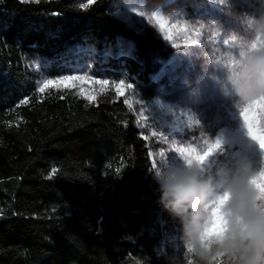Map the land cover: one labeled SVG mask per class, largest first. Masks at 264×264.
Here are the masks:
<instances>
[{
  "label": "trees",
  "instance_id": "obj_1",
  "mask_svg": "<svg viewBox=\"0 0 264 264\" xmlns=\"http://www.w3.org/2000/svg\"><path fill=\"white\" fill-rule=\"evenodd\" d=\"M110 1L0 0V264H187L131 99L111 86L92 102L40 91L29 65L81 46L108 61L100 76L151 99L149 42Z\"/></svg>",
  "mask_w": 264,
  "mask_h": 264
},
{
  "label": "rangeland",
  "instance_id": "obj_2",
  "mask_svg": "<svg viewBox=\"0 0 264 264\" xmlns=\"http://www.w3.org/2000/svg\"><path fill=\"white\" fill-rule=\"evenodd\" d=\"M28 1L32 0H25ZM126 2L127 0H111L112 16ZM84 3L87 0H78L79 6ZM147 4L144 9L146 14L157 11L170 24L178 25L172 40L165 38L155 21H148L145 17L136 19L144 21L147 31L141 33L130 28L149 42L146 61L149 67L148 80H152L153 97L146 100L143 97L144 91L132 85L128 87L125 82L124 88L126 96L131 99L137 119L147 133L152 161L153 158L157 161L162 152L164 156L180 160L182 157L178 149L181 147L199 145V150H203L204 140L214 139V134L226 137L229 152L238 145L242 154H254L247 148L239 130L241 118L234 107L235 100L221 91L220 84L231 57L238 53V46L252 42L257 35L264 39V31H257V20L264 14V4L261 0H230L225 6H213L204 0H147ZM185 27L187 31H179ZM225 39L229 40L228 45L223 44ZM119 45L131 44L119 41ZM179 57L183 59L175 73L158 80L153 79L165 64ZM97 61L98 58L92 52L76 56L68 50L52 59L30 58L29 65L41 74L39 89L70 88L92 102L105 87L116 89L119 84L99 75L97 70H103L108 61L104 59L102 64ZM66 76H78L82 79L74 80L68 86L54 84L44 87L47 80L55 81ZM173 76L176 78L173 79ZM99 80H108L109 83H95ZM198 83H207L208 87L204 91L211 99L189 109L185 106V100L194 97ZM90 96H95V99L89 100ZM158 101L164 104V108L157 107ZM196 120L199 123H195ZM153 131L157 133L155 136L152 135ZM161 132L164 133L163 136L160 135ZM234 138L238 143H233ZM255 160L259 167L258 149Z\"/></svg>",
  "mask_w": 264,
  "mask_h": 264
},
{
  "label": "clouds",
  "instance_id": "obj_3",
  "mask_svg": "<svg viewBox=\"0 0 264 264\" xmlns=\"http://www.w3.org/2000/svg\"><path fill=\"white\" fill-rule=\"evenodd\" d=\"M257 31H264V14ZM220 88L234 98L238 113L264 102V47L253 41L241 47ZM239 130L254 154L226 146L203 164L161 155L151 169L158 204L179 224L187 264H264V200L258 191L264 160L259 157L257 167L258 146L242 119Z\"/></svg>",
  "mask_w": 264,
  "mask_h": 264
},
{
  "label": "snow or ice",
  "instance_id": "obj_4",
  "mask_svg": "<svg viewBox=\"0 0 264 264\" xmlns=\"http://www.w3.org/2000/svg\"><path fill=\"white\" fill-rule=\"evenodd\" d=\"M22 2H25V0H22ZM36 2H39V0H36ZM94 3H96V0H87V3L81 4L80 7L88 8ZM208 3L213 6H217V5L222 6L226 3H230V0H208ZM147 6H148L147 0H127L126 4L117 8L116 12L113 13V15L116 16L118 19H120L122 22H125L129 28L135 29L137 32H141V33L147 31L148 28L143 20H137L136 17H145L148 21H155V24L158 26L160 32L164 34L165 38L168 40H172L173 32L178 28V25L170 24L168 20H166L165 17L163 15H160L157 11H152L150 14H146L144 9L147 8ZM254 18H258V17H254ZM179 31L185 32L187 31V28L186 27L180 28ZM253 42L257 47H264V39H261L259 35L256 36V39L253 40ZM223 44L228 45L229 40L225 39L223 41ZM245 45L246 44L242 43L238 47L240 49ZM119 49H120L119 50L120 56H130L132 45H129L127 51L124 49L123 45H119ZM70 51L73 53V55L76 56H81L83 54H91L90 49H85L81 47H77ZM237 54L233 55L230 59L232 66H235ZM182 59H183L182 57H179L169 61L167 64L164 65V67H162L160 72L155 77H153V79L158 80L166 75L171 76L173 73L176 72L177 68L180 66ZM78 70H82V69H78ZM172 78L175 79L176 77L173 76ZM78 79H82V78L78 76H66L63 79H59L55 81L49 79L45 82L44 87H48L54 84H64L65 86H68L69 84H71L72 81ZM95 83L101 85H107L109 81L99 80V81H95ZM184 83H187V81H185ZM128 87H131V85H128ZM207 87H208L207 83H198L196 86L194 97L186 99L185 106L191 109L197 103H207V101L211 99V96L207 95L204 91ZM43 90H44L43 88L40 89V91ZM116 92L119 95L125 94L124 80H121L119 84H117ZM88 99L94 100L95 96H90L88 97ZM157 107L164 108V104L158 101ZM239 116L244 121V124L248 131L249 138L253 139L258 146L259 157L262 160H264V127H261L262 121H264V102H258L248 106L243 112L239 113ZM195 123H199V120H196ZM156 134L157 133L153 131L152 135L155 136ZM160 135L163 136L164 133L161 132ZM144 138L147 139L146 136ZM203 143H204L203 150H199L200 147L199 145L187 147V148L184 147L179 148L178 151L180 153V156L183 158L184 161L188 163L198 162L203 164L211 157L219 153L221 150H224L227 141L221 135L214 134V139L204 140ZM233 143H238V140L234 138ZM161 155H164V153L162 152ZM155 163H156L155 158H153V166L155 165ZM260 171L261 173H264V167H260ZM258 191L260 193V198L264 200V183L261 184V186L258 188ZM221 264H223V261H221Z\"/></svg>",
  "mask_w": 264,
  "mask_h": 264
}]
</instances>
